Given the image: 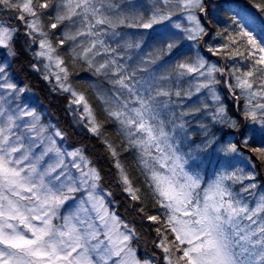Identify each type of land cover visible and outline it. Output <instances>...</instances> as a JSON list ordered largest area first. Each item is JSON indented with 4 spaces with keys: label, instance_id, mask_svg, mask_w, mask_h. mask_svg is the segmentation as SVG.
I'll return each instance as SVG.
<instances>
[{
    "label": "snow or ice",
    "instance_id": "6c2138e0",
    "mask_svg": "<svg viewBox=\"0 0 264 264\" xmlns=\"http://www.w3.org/2000/svg\"><path fill=\"white\" fill-rule=\"evenodd\" d=\"M0 264H264V0H0Z\"/></svg>",
    "mask_w": 264,
    "mask_h": 264
},
{
    "label": "trees",
    "instance_id": "16d2710c",
    "mask_svg": "<svg viewBox=\"0 0 264 264\" xmlns=\"http://www.w3.org/2000/svg\"><path fill=\"white\" fill-rule=\"evenodd\" d=\"M217 2H224V0H217ZM228 3L231 4L232 7H236L237 5H245L248 3V0H228ZM215 59V58H213ZM80 75H87L86 72H81ZM40 86L37 85L35 92L39 96L40 100L42 101L43 105L49 109V113L51 117L56 120L58 119L60 121V126L61 127H66L67 126V121L66 117L64 116V113L62 111V103L60 101H55L49 99H45V94L40 92L39 90ZM73 139L76 141L80 142H86V143H91V141H87L80 135H75L73 136ZM72 141H70L71 143ZM121 213H123V209H120Z\"/></svg>",
    "mask_w": 264,
    "mask_h": 264
},
{
    "label": "rangeland",
    "instance_id": "374dc122",
    "mask_svg": "<svg viewBox=\"0 0 264 264\" xmlns=\"http://www.w3.org/2000/svg\"><path fill=\"white\" fill-rule=\"evenodd\" d=\"M128 31H135V29H129Z\"/></svg>",
    "mask_w": 264,
    "mask_h": 264
}]
</instances>
